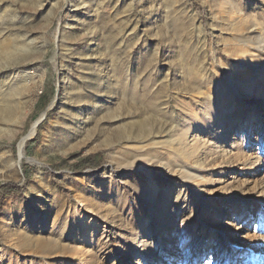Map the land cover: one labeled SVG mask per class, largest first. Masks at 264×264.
I'll list each match as a JSON object with an SVG mask.
<instances>
[{
    "label": "rangeland",
    "instance_id": "1",
    "mask_svg": "<svg viewBox=\"0 0 264 264\" xmlns=\"http://www.w3.org/2000/svg\"><path fill=\"white\" fill-rule=\"evenodd\" d=\"M195 259L264 264V0H0V264Z\"/></svg>",
    "mask_w": 264,
    "mask_h": 264
},
{
    "label": "bare ground",
    "instance_id": "2",
    "mask_svg": "<svg viewBox=\"0 0 264 264\" xmlns=\"http://www.w3.org/2000/svg\"><path fill=\"white\" fill-rule=\"evenodd\" d=\"M151 90V89H150ZM38 124H39V121H37L35 124H33V126H32V129H31V132L29 133V135L26 137V138H24L22 141H21V144H20V148H21V151H22V148H23V146H24V143L26 142V140L28 139V138H30L34 133H35V131H36V129H37V127H38ZM177 150V149H176ZM175 150V151H176ZM22 153V152H21ZM21 156H22V154H21ZM170 156H172V154L171 155H169V157ZM138 169H140V171H132V172H134L135 174H148V176L150 177V178H154V177H156L157 176V174H158V177H156V178H158L157 180H159V175H161L162 173H160V171H159V169H158V167L156 166V165H152V164H149V163H147L145 166H142V167H138ZM132 170V169H131ZM130 170V171H131ZM179 171V170H178ZM183 172V171H182ZM142 174V175H143ZM174 175V174H173ZM165 178V177H164ZM158 186H159V183H158ZM157 187V186H156ZM247 218V216H245V219ZM87 223V222H86ZM85 224V223H84ZM85 225H88V224H85ZM159 225H161V224H156V225H153V226H151V228H150V230H152V231H155L157 228H159ZM172 226L173 225H171L169 228H172ZM142 227V226H141ZM136 233V232H135ZM141 233V232H140ZM138 234V233H137ZM137 237L135 236V239L134 240H136L137 241ZM38 250V249H37ZM200 256L202 257V253L200 254ZM238 256L240 257L241 256V253L240 254H238ZM241 260V259H240ZM196 262V259L195 260H193V261H189V262H187V264H192V263H195ZM235 264H238V260L236 261V263ZM240 264H242L241 262H240Z\"/></svg>",
    "mask_w": 264,
    "mask_h": 264
},
{
    "label": "trees",
    "instance_id": "3",
    "mask_svg": "<svg viewBox=\"0 0 264 264\" xmlns=\"http://www.w3.org/2000/svg\"><path fill=\"white\" fill-rule=\"evenodd\" d=\"M41 100H42V98H41ZM40 104H41V101H39V103L36 105V108H35V111H34V114L36 113V112H38L39 111V108H40ZM90 160H94V158H95V156H89L88 157Z\"/></svg>",
    "mask_w": 264,
    "mask_h": 264
}]
</instances>
